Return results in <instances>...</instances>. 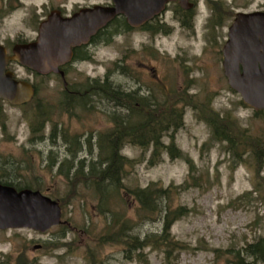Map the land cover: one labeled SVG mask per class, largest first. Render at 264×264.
<instances>
[{"label": "rangeland", "instance_id": "obj_1", "mask_svg": "<svg viewBox=\"0 0 264 264\" xmlns=\"http://www.w3.org/2000/svg\"><path fill=\"white\" fill-rule=\"evenodd\" d=\"M241 1L223 0L219 16L200 4L191 27L180 26L167 15L169 35L133 32L110 38L109 43L92 47L90 60L71 68L66 77L67 85L73 86L102 80L112 69L110 81L123 90L140 89V96L182 106L183 125L175 144L191 160L192 176L183 158L170 159L162 153L157 165L148 166L139 160L146 159L149 150L125 145L120 153L133 163L123 178L124 190L113 193L109 205L120 221L129 220L128 235L142 241L147 235H159L163 220L158 214L143 217L130 191L151 182L163 187L189 182L162 202L169 209L187 210L170 228V236L182 243V249L145 244L134 250L126 242L111 241L113 234L97 195L81 175H72L80 161L83 173L88 172L96 156L92 146L96 134L112 126L113 112L125 110L94 96L92 109L76 106L65 111L61 79L41 77L16 63L9 66L18 79L31 82L36 93L20 106L0 100V180L57 198L66 226L42 233L0 230V264H264L246 251L247 244L264 239V155L258 160L247 152V144L244 148L247 136L264 134V110L242 101L227 84L221 65L230 6ZM61 2L70 8L74 0H0V43L10 51L15 42L33 39L39 17ZM255 10H264V0H247V12ZM114 62L118 68H113ZM36 103L51 109V124L56 123L53 138L48 124L42 139L30 134ZM206 112L236 126L239 149L246 151L243 162H233L223 148L225 142L212 139ZM163 140L167 143L166 137ZM59 169L70 176L59 174ZM35 244L41 248L33 250Z\"/></svg>", "mask_w": 264, "mask_h": 264}, {"label": "trees", "instance_id": "obj_2", "mask_svg": "<svg viewBox=\"0 0 264 264\" xmlns=\"http://www.w3.org/2000/svg\"><path fill=\"white\" fill-rule=\"evenodd\" d=\"M110 39H107V43ZM113 68H118V62L113 63ZM122 70V66H119ZM112 69H108L102 80L92 79L84 83L67 85L63 93V109L68 111L73 107L80 106L83 109H92V100L97 96L101 100L110 102L115 106L125 110L123 114L113 112L109 116L112 126L106 131L96 134L94 147L96 148L95 160L88 164V172L83 173V161L79 162L77 169L72 174H78L84 179L87 186H91L94 194L97 195L99 204L103 208L101 211L108 218L107 225L111 233V241L126 242L129 248L141 249L145 244L154 247H166L167 249H182V243L170 236V228L173 223L182 215L187 213L184 207L169 209L168 205L162 202L167 201L172 190L187 188V181L179 185L170 184L163 187L161 184L151 182L144 188H136L130 191L131 195L138 203V211L145 218H155L160 216L163 226L159 235H147L142 241L137 236L128 235V219L120 221V215L114 213L110 208V196L124 190L123 178L128 172L133 160L123 156L120 151L125 145L136 146L143 150H149L148 157L142 158L139 162L146 160L148 166H155L161 161V154L166 153L170 159L183 158L190 165L189 174L192 176V162L188 156L184 155L175 144V134L183 125V109L180 105L173 104L172 101H162L160 104L156 99H151V95L140 96L136 90L126 91L110 81ZM36 89V88H35ZM67 91H70L69 93ZM51 109L48 105L36 103L32 111L30 122V134L36 139L44 137L46 124L51 126L50 137L53 138L56 131V123L51 124ZM206 123L211 130V137L215 141L225 142L224 149L230 153L233 162H243L242 155L245 149H239V134L236 126H231L224 117H219L215 112L204 115ZM65 137V136H64ZM167 138V143L163 138ZM66 142V139H65ZM90 143L89 139L87 140ZM247 144V152L258 160L264 155V134L247 136L244 148ZM91 152V150H90ZM74 154V151H72ZM59 174L65 177L70 176L68 171ZM193 178V177H192ZM3 184L11 185L16 189L24 186L13 185L9 182L1 181ZM26 186V185H25ZM32 188V186H26ZM57 199V198H55ZM58 201V199H57ZM59 202V205L62 204ZM125 240V241H124ZM127 241H132L128 243ZM247 255L252 256L256 261H264V239L260 238L255 243L247 244ZM239 252L236 251L238 258ZM238 262H241L238 260Z\"/></svg>", "mask_w": 264, "mask_h": 264}, {"label": "water", "instance_id": "obj_3", "mask_svg": "<svg viewBox=\"0 0 264 264\" xmlns=\"http://www.w3.org/2000/svg\"><path fill=\"white\" fill-rule=\"evenodd\" d=\"M146 1L150 0H113L112 6L95 5L72 18H62L53 10L40 23L34 40L15 43L11 54L0 44V99L22 105L35 95L31 82L17 79L7 68L10 62L40 75L58 72L69 61L71 47L87 43L115 16L123 15L129 26L138 27L158 14L157 8L144 4ZM222 55L223 74L230 88L249 106L264 109V11L236 14L228 28ZM63 222L57 200L39 190H17L0 183V229L30 228L43 232Z\"/></svg>", "mask_w": 264, "mask_h": 264}, {"label": "flooded vegetation", "instance_id": "obj_4", "mask_svg": "<svg viewBox=\"0 0 264 264\" xmlns=\"http://www.w3.org/2000/svg\"><path fill=\"white\" fill-rule=\"evenodd\" d=\"M144 4H147L148 6L152 5L154 8H157V10L159 11L158 14H155L151 19L145 21L138 27L129 26L126 22V18L123 15L114 17L110 22L106 24L105 27L99 29L93 36H91L87 43H81L80 45L71 47V57L69 61L61 65L58 68V72H50L46 75L39 76L47 78H58L61 80L66 79V77H69L71 68H75L77 67V65L90 60L92 47H97L98 45L105 44L109 37L113 38L115 36L125 35L126 33L133 32H149L151 34L169 35V29L171 27H169L167 23L169 21L166 18L167 15L170 17V20H174L180 26L191 27L193 17L197 13V11L201 9L200 4L205 6L206 9L209 10L210 14L214 16H219L220 13L218 12L220 10H224L223 0H150L144 2ZM95 5L109 7L113 5V0H101L96 3H92L91 0H74L70 8H66L64 2H61L55 8L50 9V11L46 15L39 17L38 26L36 28V35L38 33L40 23L47 19L51 11H58L59 15L62 18H72L73 16L79 14L81 11L90 10ZM227 10L229 9L227 8ZM230 12L232 13V18L227 25V31L229 26L233 23L236 14H247V0H242L236 6L231 5ZM29 40L32 39H24L23 41L19 42ZM139 90L140 89H136L137 93ZM67 92L69 93L70 91ZM39 248H41V244H35L33 246V250Z\"/></svg>", "mask_w": 264, "mask_h": 264}]
</instances>
